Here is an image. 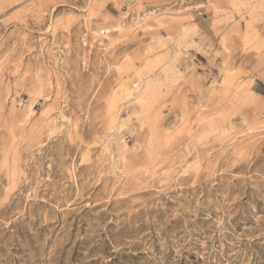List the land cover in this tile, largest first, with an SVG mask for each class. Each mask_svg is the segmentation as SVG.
Masks as SVG:
<instances>
[{"label":"rangeland","instance_id":"obj_1","mask_svg":"<svg viewBox=\"0 0 264 264\" xmlns=\"http://www.w3.org/2000/svg\"><path fill=\"white\" fill-rule=\"evenodd\" d=\"M0 264H264V0H0Z\"/></svg>","mask_w":264,"mask_h":264}]
</instances>
